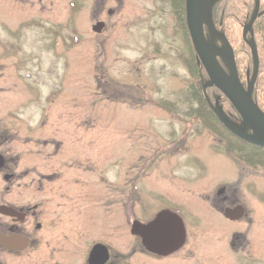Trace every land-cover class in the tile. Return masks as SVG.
Instances as JSON below:
<instances>
[{
  "label": "rangeland",
  "instance_id": "1",
  "mask_svg": "<svg viewBox=\"0 0 264 264\" xmlns=\"http://www.w3.org/2000/svg\"><path fill=\"white\" fill-rule=\"evenodd\" d=\"M87 1L83 0V13H77L74 39L67 26L71 0H60L61 54L58 63H52V57H48L50 66L60 69L59 100L47 105L50 112L45 113L55 118L46 124L49 130L45 129L42 139H65L66 149L75 148L76 159L85 161L89 157L93 186L99 184L96 182L100 178V168L95 169L98 164L94 162L102 161L101 167H106L111 182H115L117 167L121 166L126 193L135 179L141 177L140 194L146 196L148 207L153 206V195H161L167 202L180 197L187 199L188 208L183 213L188 225L186 245L177 254L180 259H171L168 264H264V169L236 159L213 133L192 122L189 113L196 105L185 65L191 49L184 42L183 33L174 30L172 5L165 0H123L115 15L99 14L107 27L102 34H96L93 31L96 20L91 16L94 8L89 9ZM252 5V0L224 2L230 38L244 66L248 64L250 49L243 44L241 25ZM261 5L263 9L264 0ZM163 20L168 22V28H163ZM205 31L212 39L207 27ZM215 43L223 45L221 39ZM49 90L46 86L44 100ZM156 101L172 105L168 108L153 105ZM58 124L59 133L55 131ZM41 149L43 156L48 157L50 149L41 144L33 149L32 159L41 161ZM45 161L58 162L56 166L62 170L64 162L70 163L62 156ZM77 174L81 179L90 178L81 170ZM50 185L46 186L45 194L36 187L22 188L19 198L30 205L38 204L51 196ZM112 188L110 185L108 190L104 189L107 199L120 193ZM2 191L0 180V195ZM223 198L226 205L244 207L241 220L231 221L220 213ZM102 203L108 218L104 235L129 255L135 240L129 235L127 218L119 220L117 209L107 208L108 202ZM147 208L137 211L136 218H147L151 211ZM96 229L93 228L91 240L100 236ZM79 230H66L58 235L60 250L67 258L81 255L72 254L61 239L65 235L62 242H75L76 238L78 241ZM58 252L59 249L54 251L55 256ZM129 262L152 264L143 256Z\"/></svg>",
  "mask_w": 264,
  "mask_h": 264
},
{
  "label": "flooded vegetation",
  "instance_id": "2",
  "mask_svg": "<svg viewBox=\"0 0 264 264\" xmlns=\"http://www.w3.org/2000/svg\"><path fill=\"white\" fill-rule=\"evenodd\" d=\"M122 1H87L88 8L91 10L94 8L91 16L96 20L93 26L96 34H102L107 27L106 21L98 17L99 14L115 15V11L121 8L119 5ZM165 1L173 7L175 32L178 34L181 31L184 42L187 43L189 30L186 0L184 13L172 0ZM68 4L71 12L67 26L76 39L75 22L77 13H83L84 2L71 0ZM109 4L113 6L108 7ZM80 14V19H83ZM252 16L253 14L250 15L249 21ZM97 24H103L101 32L95 31ZM161 24L163 28L169 26L165 20ZM171 32L173 34L172 29ZM250 37L251 34L248 33L247 38ZM61 40L60 0H0V180L3 182V191L0 195V233L11 238L26 239V242L19 241L14 246L11 243L9 247L0 244V264H137L129 262L136 256H143L152 264H155L153 262L168 264L167 262L174 258L178 261L180 257H177V254L182 253L188 234L187 221L183 216L188 208L187 199L180 197L167 202L163 196L153 195L151 196L153 206L148 207L149 203L147 205L144 198L146 196L140 194L141 177L135 179L130 191L126 193L124 170L118 166V177L115 182H111L107 179L109 176L108 171L105 172L106 167H101L102 161L94 162L98 164L95 169L100 168V180L97 179L96 182L99 181L100 185L93 186L90 176L92 163L87 160L89 157H86L85 161L76 159L75 148L66 149L65 139L57 137L42 139L45 129H48L46 124L54 122L53 114L45 113L50 112L47 105L59 100L60 87V69L54 64L50 66L48 57H52V63H58ZM66 47L70 48L71 45ZM46 86L50 90L44 100L43 92ZM56 128L55 131L59 133V124ZM41 144L44 148L50 149L48 157L43 156L44 152L41 149L39 150L41 161L32 159L33 149H37ZM56 156L67 157L70 160V163L64 162L65 169H58L56 166L58 162L46 163L45 160L51 161ZM78 170L90 178L81 179L77 174ZM49 184H52L48 188L51 196L38 204L30 205L26 200L19 198L22 188L36 187L38 192L45 194L46 186ZM110 185H113L112 189L120 192L115 195L116 198L115 196L112 199L106 198L104 189L108 190ZM223 195L219 194V197ZM223 199L224 202L221 200L223 207L221 210L218 209L220 213H226L229 208L241 207L226 205V198ZM103 201L108 202L107 208L117 209L119 220L127 218L129 235L135 240L134 248L129 255H125L116 242H109L104 235L108 218L103 209ZM216 202V205L220 203L219 200ZM142 208H150V215L145 219L136 218V212H140ZM163 212L175 213L178 219L166 222L165 227H168L169 234L166 237L167 241L163 244L153 243L152 248L155 250H149L142 237L132 233L133 225L137 221L148 224ZM114 214L117 215L116 212ZM93 215H96L94 220ZM94 227L97 228L96 234L100 236L96 240H91ZM66 230L80 231L78 241L76 238L75 242H62L65 235L61 239V243L69 246L68 250H72V254L76 255L78 252L80 257L67 258L60 250L58 235ZM181 238L184 239L182 245L178 243ZM57 249L58 256H55L54 251Z\"/></svg>",
  "mask_w": 264,
  "mask_h": 264
},
{
  "label": "water",
  "instance_id": "3",
  "mask_svg": "<svg viewBox=\"0 0 264 264\" xmlns=\"http://www.w3.org/2000/svg\"><path fill=\"white\" fill-rule=\"evenodd\" d=\"M218 1L219 0H186L187 26L190 37L198 59L209 76V82L204 86V93L207 96V88L216 87L230 101L241 117V123L236 125L232 123L219 103H216L214 106L209 101L223 125L244 141L264 147V111L256 104L253 98L260 70V58L252 28L260 13L261 1L256 0L253 17L244 30V39L250 46L254 59L253 77L247 87L244 86L239 77L235 53L229 40L225 34L219 33L214 26L212 11ZM206 17H208V21H205ZM205 26L213 35L212 39H207L204 31ZM102 27L103 24H99L95 27V30L101 32ZM248 32L251 33V38L249 40L247 39ZM215 33L219 36V39L222 40V46H218L215 43ZM218 57L223 59L227 70L221 65ZM221 192H224V190L222 189ZM243 212L244 209L242 207H238L237 209L229 208L225 216L232 220H236L243 215ZM177 219L178 218L172 213L164 212L160 214L155 221L147 225L135 222L133 233L143 237V242L149 250H155L152 248L153 243L163 244L167 241L166 237L169 236L168 227H165L166 222L169 220L177 221ZM19 241L26 242V239L20 240L18 237L11 238L0 233V244L4 246L9 247L11 243L14 246ZM183 242V238L178 241L180 245H182ZM107 257L108 253L106 255V258Z\"/></svg>",
  "mask_w": 264,
  "mask_h": 264
},
{
  "label": "trees",
  "instance_id": "4",
  "mask_svg": "<svg viewBox=\"0 0 264 264\" xmlns=\"http://www.w3.org/2000/svg\"><path fill=\"white\" fill-rule=\"evenodd\" d=\"M176 7L185 12V0H172ZM226 0H219L213 9V20L216 28L226 35L231 45L234 48L229 34V23L226 21V7L224 2ZM251 11L247 13V19L242 23V30L245 28L249 21V17L253 14L255 0H252ZM224 8V9H223ZM185 29H187L185 24ZM255 34V43L258 48L260 58V72L254 91V100L257 105L264 111V59L262 51L264 47V8L256 20L253 28ZM243 32V31H242ZM188 42L192 50V55L186 61V66L189 73V89L192 95V100L195 102L194 106L189 113L192 117V122L195 121L202 125L205 129L213 133L219 140L224 143L225 150L233 155L236 159L244 162L246 165L253 167L260 166L264 169V147L255 146L247 143L246 141L238 138L230 130H228L219 120L218 115L213 107L209 104L207 97L204 94V86L209 82L208 75L203 69L202 65L198 63L196 54L192 47L189 35L187 34ZM243 44L249 48L245 41ZM235 50V49H234ZM248 50V49H247ZM249 52V61L247 66H244L243 61L236 52V59L239 68V73L244 85H247L253 75L254 60L252 53ZM208 96L213 104L219 103L223 107L228 117L234 124L241 122V118L228 99L223 96L216 88H208Z\"/></svg>",
  "mask_w": 264,
  "mask_h": 264
},
{
  "label": "bare ground",
  "instance_id": "5",
  "mask_svg": "<svg viewBox=\"0 0 264 264\" xmlns=\"http://www.w3.org/2000/svg\"><path fill=\"white\" fill-rule=\"evenodd\" d=\"M205 19H206L205 21H208V17H206ZM214 39H215V41H217L219 39V36L216 33L214 34Z\"/></svg>",
  "mask_w": 264,
  "mask_h": 264
}]
</instances>
